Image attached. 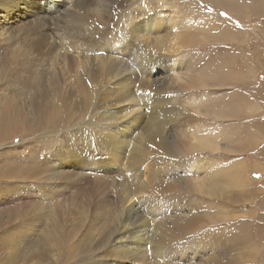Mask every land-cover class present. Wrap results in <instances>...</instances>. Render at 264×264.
<instances>
[{"label":"bare ground","instance_id":"1","mask_svg":"<svg viewBox=\"0 0 264 264\" xmlns=\"http://www.w3.org/2000/svg\"><path fill=\"white\" fill-rule=\"evenodd\" d=\"M5 1L6 3L4 5L9 12H5L7 13V20L2 19L4 24L12 22L14 18L21 20L26 17L32 20H43L52 24L62 17L69 15V11L66 12L69 8L65 5L70 0H42L39 5H35L29 0ZM72 3V7L75 8V11L71 13L72 18H69L70 20L66 21L64 19L65 25H68L66 31L67 33H70V37L72 36L80 39L85 32L92 35L97 34L98 27H96L95 30H93L92 27L100 24V27L102 28L99 27L98 29L101 31L96 35V38L98 39H95V37L93 38L97 41L92 45L94 47L91 48H96L98 55H95V58L91 59L89 52H85L83 56L85 58L83 60H80L78 56L77 58L74 57L79 73L78 77L74 78L73 85H67L70 83L66 82V80L69 79L68 75L67 78H57L55 77L56 73L52 76L50 74V79L48 80L49 91L45 90L47 95H44L42 91L39 92L37 90L39 86H43L42 84L45 82L44 78L40 81L36 80L37 82H34L33 90L36 89L38 91V97L31 98L32 100L29 101L24 111L21 112V110H14V108L9 107L5 110L11 109L10 112L0 111V145H3L5 140H13L16 136V131L20 132L19 138L23 140L26 135L30 133H32V135H38L37 129L42 131L43 128L45 130L49 129L48 131L52 133L50 135L58 140V144L49 145V149L52 146L53 148L51 150L48 149V151L45 152V155L40 158V163H42L40 166L38 165V167H34L30 171V168H27V172L31 177L38 174V182L35 180L36 182L34 181V185L24 184L21 185V188L8 186L6 188L7 193H5L4 196L3 193H1L2 199L0 198V205L5 204V206H8L10 203L11 206L6 208L1 206L0 230H2V232H0V260L4 259L5 262H8L12 259H21L20 251L23 250L21 242H24L22 240V235L25 234L23 227L30 223L27 222V216L30 215V211H33L37 215H35L37 217L36 220L41 219L40 217L44 214L45 217H43L47 221L46 223H41L39 222L40 220L38 221L40 225H43V232L39 236L35 235L36 244L30 251V253L34 254L37 258L36 264H48V262L50 264H55L57 261L61 260L59 259L61 252L64 254L65 260L74 258L76 255L78 258H81V255L84 254L87 248L94 249L97 253L100 251L101 254L99 257L103 261V264H148V257L146 254L148 242L152 244L151 250L153 257L157 258L163 253L167 244L170 246L171 240L184 235V233L190 229L192 230L200 220L211 218L210 214L197 213L199 207H191L192 201L189 198V200H186L184 203L178 201L179 207H176L174 209L175 211H172L173 213L168 217L155 219L156 226H154L153 222V225H151L150 228L145 227L146 220L141 216L143 214V208L157 202L159 197L157 196L156 191L165 195L167 198L166 200L172 201H176L175 199L183 197L185 190L187 192H195L204 196H211L213 198L215 196L221 197L220 193L222 194L226 188H234L235 186H239L241 182V178L238 176L231 180L233 177L230 178L228 175V169H223L224 167L220 169L219 167L214 168L211 160H208V158L196 159V161L193 160V162L189 161L188 164H184L187 169L183 173L188 179L186 184H183L179 180L180 177L184 176H178V170L173 167L175 164L178 167L183 166L179 165L180 161L173 162V165L170 168H167V164L171 161L166 159V155L172 154L169 150L171 147H174L175 149L183 147L184 145L186 147L190 144L189 140L192 139L194 142L190 145L195 146L196 148L197 146L202 145L213 149L216 148L218 143H216V139H214V141L206 136L208 132L205 134L200 131L197 132L196 130L185 131L186 133L184 135L186 138H190L184 140L185 143L180 144V140L176 138L175 135L176 142L172 146L168 142L165 143V141H163V146L160 151H157L152 147L155 137L157 135L160 136V134H158L159 126L158 129L154 127L157 122L156 120L158 119L155 110L160 108L159 110L166 111L165 107L167 105L165 104V99L167 101L170 100L168 101L169 103L176 99L175 96L172 98H160L158 97V94H162V91H166L167 89L171 90L172 88L174 90V85L180 83L174 80V78H170L171 72L174 71V63H167V59L158 61L157 58L151 57L149 53H152L154 50L163 52L162 47L165 52L175 51L182 45L189 46L191 40L192 42L194 41L193 44H195L197 39L196 31H198L196 29H201L202 27L201 25L200 27H197V25L195 27L190 26L191 23H189V21L191 20L186 16L185 18H183L184 16L181 17L176 14L174 16H171V14L168 16L161 9L154 11L152 10V5L141 4L138 0L137 4H134L135 6L132 5L133 0H73ZM44 4H49L48 6L56 4V7L61 8L65 6L66 8L58 15H55L58 17L63 13L58 19L53 14H51L50 17L44 18V15L35 14L37 10L45 12L46 9H48V6L45 7ZM120 4L124 5V13L123 16L118 18L121 20L116 24L113 16L116 13V9H119ZM30 7L33 8L30 9ZM50 9L51 8H49V10ZM55 11H59V9H56ZM148 11L152 12L145 17ZM1 16L5 17V14ZM51 24H47L48 28H51ZM208 31L209 29H206L205 31L200 30V33L198 32L200 34L199 36L202 35L201 38L206 36L207 33L210 32ZM230 34L231 32H229L228 29H224L219 35L222 36L224 40H228ZM220 36L219 38H221ZM138 44H141V46L138 47ZM58 50H49L43 55L41 54L43 58H40L45 60V57L50 54L55 61H58L56 69L65 72L74 69L75 61L73 59L70 60V56H68L69 54L66 55L60 53ZM142 50L146 52H142ZM134 51H137V53ZM132 56L137 57L139 63L145 64V70L148 69V63L150 64V67L159 62L164 63V66L166 64L167 66H165V69L168 77L161 82L156 79L157 77H144L143 70H140V72L137 70V72L130 66L133 62ZM79 61L80 67L78 65ZM43 62L40 63V71H43V68L45 67L43 66ZM182 64L179 63L176 67V72L179 75L186 74L190 69L187 65L183 64V69L181 70ZM221 67L222 70H224L226 68L225 63H223ZM191 69L196 71L194 66L191 67ZM232 69L233 68L226 70L231 71ZM83 72L87 74V78L86 76L84 77ZM59 73L60 72H58V77L65 76L64 74L60 75ZM154 73L155 70L152 69V75ZM223 76L224 75H222V77ZM71 77L72 75H70V78ZM178 77L180 78V76ZM104 78H109L110 82L105 84L102 82ZM138 78H140V81H138L139 83L137 82L138 89L146 91L144 93L145 95L148 91L154 93V97H156L154 98L155 100L152 103L151 108L154 111L149 110L150 112L146 119V125L141 131L139 130L141 128L139 121L133 125V127V119V122H125L129 116H131L130 113L132 112H135V114L131 117H134V119L139 117V114L136 112L141 107H134L135 104H139V100L136 99L137 97L133 91V85ZM220 79L222 78L220 77ZM220 79H218L219 83ZM204 81L207 82L206 79H203L202 85H197L203 86ZM228 82L225 81L224 84ZM131 83L132 88L130 93L127 90ZM196 83L197 78L196 80L191 78V87L197 86ZM62 84H66V86H62ZM111 84L113 87H110ZM183 84L185 85V83ZM187 85L189 84L187 83ZM63 88L65 89V94H61V89ZM189 97L191 96H188V99ZM243 97L244 96H242V99ZM237 98L239 99V97ZM14 103L16 102L14 101ZM14 103L12 105L13 107ZM223 103L224 106H226L223 109L224 112H228L226 101L224 100L221 103L222 106ZM118 104L120 111L117 109L113 111L109 110L110 112L105 110L106 107ZM201 106H203L202 108L207 107L204 102ZM170 107L172 110V106ZM195 110L197 111L198 109ZM234 111H238L237 107ZM238 113L240 112L238 111ZM166 114L167 113L164 114V117H167ZM154 116L157 118L156 120ZM153 119L155 120V123ZM73 120L76 121L72 122ZM158 121L160 122L159 119ZM80 133L86 135L80 136ZM87 134H92L97 140H102L101 144L103 147L105 145L114 148L122 142L121 144L124 145V151L122 152L120 145L118 152H121L123 155L127 152V162L128 164L130 162L131 168L129 167L130 169L128 168L124 173L120 172V174L117 175L120 171L119 165L113 167V165L104 164V161H102V164L101 159L103 156H97V159L96 157L94 158L98 146L94 144L90 147L87 144L88 141L83 140V138H87ZM211 135L213 136V134ZM10 136L12 138H9ZM119 137H122V139L119 140ZM78 141L79 144L88 146L91 151H88L87 153L84 151L80 152L78 149L74 148L68 153L70 150L69 146L76 144ZM17 146L21 147V144H15L14 147ZM31 146L32 144L26 145L29 152H33ZM79 147L80 145L76 146V148ZM0 148L4 149L5 146H0ZM6 149L8 150L2 151V153L5 154L7 159H11L14 154L16 155V153H14L15 151L11 150V147L5 148V150ZM105 149L103 151H106ZM198 150L200 151V147ZM9 151H11L10 156ZM122 154H119L118 157H116L117 155L113 156L115 162L119 160V157ZM163 154L166 155L164 156ZM72 155L74 156V160L68 163V156ZM25 157H28V153ZM148 158L151 159L150 162L152 167H149L148 165L145 170L141 172L139 170L141 167L139 168L138 165H141L143 161ZM134 165H137L136 168H133ZM74 168L79 170L75 173L72 172L73 176L71 175L72 178L69 179L65 173H69L68 171ZM115 170L117 173H113ZM138 170L140 171L139 175H137ZM238 170L240 169L238 168ZM110 173H112V175L116 174V177L107 176ZM25 175H27V173H25ZM46 175L48 176L46 177ZM19 181H21V179ZM130 187H133V189ZM138 194V202L142 207L137 202H130L133 195ZM146 197H149V199L147 200ZM24 207H28V210ZM2 211L7 213L6 221H4L3 215H1ZM84 218L87 220L85 219L84 221ZM219 218H221V216ZM115 222L119 223L118 227H113V223ZM35 225L37 226V224ZM92 226L94 227L91 229ZM107 227L108 236L106 238L102 234ZM82 228L87 229V233H84L85 236H88L89 232L90 235L86 240H84L85 236H82V241L80 238V240L77 241L75 240V237L77 236L76 230L80 231ZM255 232L256 233H251V230L250 232L243 230L232 236H224V241L218 240L216 242L211 240V244H206L203 240L202 242L201 240L198 241L196 243V248L197 246H200L201 248L199 255L201 258L205 257L202 261L199 260V264H240V262H244L245 259H247V256H252L246 242H248V240L251 241V239L255 240L260 238V233L257 230H255ZM92 233L95 236L97 235L100 241L94 236H91ZM25 237H27V243L32 241V236H29L28 233L25 234ZM187 242L189 241L187 240ZM27 243H24L25 246ZM100 243L101 245L98 246ZM13 245L14 248L12 249ZM175 252L178 253V255H176L179 257L177 258L179 264H194L192 260H189L188 263H184L187 259L185 257L186 252L184 254L181 249H175ZM206 254L209 255L205 256ZM194 256L195 255H190L189 257L192 259ZM27 257L31 258V256ZM32 262H34V260ZM152 262L153 264H165L164 262L156 260Z\"/></svg>","mask_w":264,"mask_h":264},{"label":"rangeland","instance_id":"2","mask_svg":"<svg viewBox=\"0 0 264 264\" xmlns=\"http://www.w3.org/2000/svg\"><path fill=\"white\" fill-rule=\"evenodd\" d=\"M29 1H32L35 5H39L41 4L42 0H29ZM138 1H140L141 4L152 5L153 7L152 10L154 11L161 9L168 16H170V14L171 16H174L175 14L181 17L184 16L183 18H185L186 16L191 20L189 21V23H191L190 26L195 27L197 25V27L198 26L200 27L201 25L202 27L201 29H196L198 31H196L197 39L195 44H193L194 41L192 42L191 40L189 46L182 45L175 51L165 52L162 47L163 52L154 50L152 53H149L151 57L157 58L158 61L167 59L168 60L167 63L169 64L174 63V67H173L174 71L171 72L170 78H174V80L182 84V85L180 84L174 85V90L171 88V90L167 89L166 91H162L163 92L162 94H158V97L160 98H166V97L172 98L173 96H175L176 99H174V101H171L170 103L168 102L170 100L167 101L165 99L166 102L165 104L167 105L165 107L166 111L159 110L160 108H157L155 110V114L157 115L161 123L154 116L155 120L157 119L156 121L159 122V123L156 122L157 127L156 125H154V127L158 129L159 126L158 134H160V136L157 135L155 137L152 147L155 148L157 151H160L163 146L162 144L163 141H165V143L168 142L172 146L176 142V138L180 140V144L185 143L184 140L190 139L188 137L186 138V136L184 135L188 131L196 130L197 132L200 131L205 134L208 132L206 136L213 140L216 139L217 141L216 143H218L216 148L218 149L205 147V145L197 146L196 148L195 146L190 145L192 142H194V140L191 139L192 141L189 140L190 144L186 147L184 145L183 147H178L176 149L174 147L169 148V150L173 155L163 154L164 156L165 155L167 156L166 157L167 160L171 161L170 163L167 164V168H170L173 165V162L180 161L179 165H183V166L178 167L175 164L173 165V167L178 170V176H184V177H180L179 180L183 184H186L188 179L185 174L183 175L184 171L187 170L184 164H188L189 161L191 162H193V160L196 161V159L199 160L202 158L203 159L208 158V160H211L214 168L219 167L220 169L224 167L223 169H228L227 172L228 175L230 176V178L233 177L231 178V180H233L237 176L241 178V182L239 186H235L234 188L232 187L230 189L226 188L222 194L220 193L221 197L215 196L212 198L211 196H204L195 192H187L185 190L184 196L175 199L177 201L176 202L172 200H166L167 198L165 195H162L161 193L156 191V194L159 197L157 202L143 208V214L141 216L146 220L145 227L150 228V226L153 225L152 224L153 222H154V226H156L155 219L168 217L170 214L173 213L172 211H175L174 209L176 207H179L178 201L180 203H184L186 200L188 201L189 198L192 201L191 207L193 206L199 207V210L197 209L198 211L197 213L210 214L211 218L207 220L204 219L200 220L199 223L192 228V230L190 229L187 232H185L184 235H181L176 239L171 240L170 246L167 244L165 246L163 253L157 258L153 257V253L151 250L152 244L148 242L146 254L149 261L147 260V262L148 264H153L152 261L156 260V261L164 262L165 264H177L179 262L177 261V258L179 257L177 256L178 253L175 252V249H181L184 252V254L186 252L185 257L187 259L184 261V263H188L189 260H192L194 264L196 263L199 264V262L202 261L205 257L201 258L199 255V251L201 248L200 246H197L196 248V243L198 241L201 240L202 242L203 240V242L205 241L206 244H211V240L216 242L218 240L224 241V236L226 237H228V235L232 236L234 234H237V232L243 230H247V232H250L251 230V233L252 232L256 233L255 230H257L260 233V238H257L255 240L251 239V241L248 240V242H246L248 244V248L252 256H247V259H245L244 262H240V264H264V258H263L264 257V0H164V1L138 0ZM72 2L73 0L72 1L70 0L65 5L67 8H69V10L66 11V12L69 11V15L62 17L61 19H59L60 21L57 20L52 24L43 20H32L27 17L21 20H17V18H14L12 22H8L9 24L8 23L4 24L2 19L7 20L6 16L9 10L4 5L6 1L0 0V69H1V74H0L1 100L0 101H2L0 102V111L10 112L11 109L5 110L6 108L9 107V108H14V110L15 109L21 110L22 112L25 110V107L28 105L29 101L32 100L31 98L38 97V91L39 92L42 91L44 95H47L45 90L49 91L48 80L50 79V74L52 76L54 73H56L55 77L57 78H67L68 75L69 79H67L66 82L67 83L70 82V83L67 85H73L74 84L73 80L75 77H78V73H79L78 68L76 67V60L74 59V57L77 58L78 56L80 60H83L85 58L83 57L85 52L87 53L89 52V55H91L90 56L91 59H94L95 55H98L96 48L95 49H91V48L94 47L92 45L95 44V42L97 41L94 40L93 38L95 37V39H98L96 38V35L99 34V31H101L98 29L100 27V24L99 25L96 24L97 26L94 25L95 27L94 26L92 27L93 30H95L96 27H98L97 34L92 35L90 33L88 34V32H85L82 35V37H80V39L74 38L72 36L70 37V33L69 32L67 33L66 31L67 30L66 27H68V25H65V20L66 21L70 20L72 18L71 13L75 11V8L72 7L73 4ZM134 4L135 5L137 4V0H133L132 5L135 6ZM48 5L49 4H46L45 7H47ZM65 6H63L64 8L63 7L59 8L56 7V4H52L47 7L48 9H46L45 12L41 10H37L35 14L44 15V18L50 17L51 14L55 16L58 15L62 10H64L66 8ZM123 6H124L123 4H120L119 9H116L117 14L115 13L113 16L116 24L121 20L118 18L123 16L124 13ZM32 8L33 7H30V9ZM49 8L51 9L49 10ZM56 9H59V11H55ZM150 12L152 11H148L145 17H147ZM222 13H226L227 15L226 16L222 15ZM3 14H5V17L1 16ZM62 14H60L58 17L56 16L55 17L58 19L61 17ZM47 24H51V28H48ZM206 29H209L210 32L208 31L209 33H207L206 36H203L201 38L202 35L199 36L200 30L205 31ZM224 29H228L229 32H231L228 40H224V38L219 35L220 32L223 31ZM197 36L200 38H198ZM219 36L221 38H219ZM140 46L141 44H138V47ZM49 50H54V51L58 50L60 53L66 55L69 54L68 56H70V60L73 59L75 61V67L77 69L74 67V69H72L69 72L60 71L56 69V64L58 63V61H55L50 54L47 55V57H45L46 58L45 60H42L41 59L43 58L42 55ZM134 52L137 53V51ZM142 52H146V51L142 50ZM172 52L175 54H173ZM48 57L50 60L48 59ZM132 58H133V62L132 65L130 66L135 71L138 70L140 72V70H143L144 77L146 76L157 77L156 79H158V81L160 82L168 77L165 69V66H167L166 64L164 66V63L159 62L154 64V66L150 67L149 66L150 64L148 63V69L145 70V64L139 63L137 57L135 56H132ZM42 62L44 64L43 66H45L43 68L44 72L42 70L40 71V63ZM179 63L181 64L183 63L190 68L186 74L179 75L176 72V67L179 65ZM223 63H225L226 66L224 70H222L221 67ZM183 64L181 66V70L183 69ZM78 65L80 67V61L78 62ZM193 66L195 67L196 71L191 69V67ZM231 68L233 69L229 71ZM152 69L155 70V73L153 75H152ZM58 72H60L59 73L60 75L64 74L65 76L58 77ZM83 73L85 77L87 74H85V72ZM70 75H72L71 78ZM222 75L224 76L222 77ZM178 76H180V78ZM88 77L91 78L90 76ZM220 77L224 80L220 79ZM43 78L45 81L42 84L43 86H39L37 89L38 91L36 89L33 90L34 82L43 80ZM191 78L194 80H196L197 78L196 85L197 84L202 85L203 79H206L207 82L204 81L203 86L197 85L191 87L190 85ZM107 79L104 78L102 82H104L105 84L110 82V79L109 78ZM218 79H220L221 84L219 83ZM138 81H140V78H138V80L135 81V84L133 85L134 86L133 91L135 92L134 94L137 97L136 99L139 100V104L138 105L135 104L134 107L137 106L139 108L141 107L136 112L139 114V117L135 119L134 117H131L134 116L135 114V112H132L130 113L131 116H129V118L125 122L129 123V121L133 122L134 120V122L132 123V127H133V125H135L139 121V125L141 126L139 130L141 131L142 129H144L146 125L147 122L146 119L148 118L149 112L154 111L151 108H152V103L155 100L154 98L156 97H154V93L148 91L147 94L145 95L144 93L146 91L139 90ZM225 81L227 82L229 81V82L224 84ZM182 82L185 83V85ZM187 83L189 85H187ZM62 86H66V84H62ZM110 87H113V85L111 84ZM131 88H132V83L129 85L127 90L130 93H131ZM178 88L179 89L182 88V89L179 90ZM171 91L173 94L171 93ZM62 93L63 94L66 93L64 88L61 89V94ZM169 93H171L172 95ZM187 95L191 97H189L188 99ZM242 96H244L243 99ZM237 97H239V99ZM224 100L228 105V112H224L223 110L226 107L224 106V103L223 106L221 104ZM14 101L16 103H14ZM203 102L207 105V107L202 108L203 106H201V104H203ZM13 103H14V107L12 106ZM119 104L106 107L105 110L107 111L109 110L113 111L115 109L119 110L120 109ZM170 106H172V110ZM236 107L240 113H238V111L237 112L234 111ZM143 108H145L146 110L148 109L147 112ZM195 109L198 110L196 111ZM165 113L169 115L166 114L167 117H164ZM155 120L153 119L154 123ZM74 121L76 120H73L72 122ZM37 130H38L37 131L38 135L36 134L32 135V133H30L26 135V137L23 140L19 138L20 132L16 131L17 133L15 134L16 136L14 135L15 137L13 138V140L11 139L5 140L3 142L4 144L2 143L3 145H0L1 147L5 146V148L11 147V150H14L15 151L14 153H16V155L14 154L11 159L10 158L7 159L5 157V154L2 153V151H7L8 149L5 150V148L4 149L0 148V153H1L0 154V198L1 199H2L1 193H3L4 196V194L7 193L6 188L8 186L21 188V185L24 184L34 185L35 180L38 182L37 180L38 174L36 176L33 175L34 177L33 176L31 177L27 172L28 169L30 168L29 169L30 171L34 167H38V165L40 166V164H42L40 163V158L43 155H45V152L48 151L49 145L58 144V140H56L54 136L50 135L52 133L48 131L49 129L45 130L43 128L42 131L39 129ZM211 134H213V136ZM82 135H86V134L80 133V136ZM87 135H88L87 138L85 137L86 139L83 138V140L84 141L87 140L88 141L87 144L90 147L93 146L94 144L98 146V150L94 158L96 157L97 159V156L98 157L103 156V158L101 159V163L102 161H104V164L113 165V167L119 165L120 171L118 172L117 175H119L120 172L124 173L125 170L130 167V162L129 164L127 162L128 161L127 152H125L124 155L121 152H118V148L120 145H121L120 148H122V152L124 151V145L121 144L122 142L114 148L105 145L103 147L101 144L102 140H97L94 136H92V134H87ZM9 138L12 137L10 136ZM121 139L122 137H119V140ZM15 144H21V147L19 146L14 147ZM31 144H32L31 149L33 152H29V149L26 147V145H31ZM76 144L80 145V147L76 148L77 146ZM76 144L69 146L70 150L68 151V153H70L74 148L78 149V151L80 152L84 151L87 153L88 151H91V149H89L88 146L79 144V141ZM199 147H200V151L198 150ZM52 148L53 146L49 150H51ZM104 149L106 151H103ZM9 152H10L9 153L10 156L11 151ZM27 153H28V157H25ZM119 154L122 155L119 157V160L115 162L113 156L117 155L116 157H118ZM72 160H74V156L73 155L68 156V163H70ZM122 160H125L126 162ZM150 160L151 159L148 158L147 160L143 161L141 165H138L139 168L141 167L140 169L139 168L138 169L141 172H143L146 166L149 165V167H152ZM126 165L129 166L127 167ZM136 166L137 165H134L133 168H136ZM238 168L241 170V172L240 170H238ZM78 170L75 168L71 169L68 171L69 173H67L70 175H67L66 173L65 175L70 179L72 178L73 173L77 172ZM139 170L137 171L138 172L137 175H139L140 172ZM25 173H27V175H25ZM113 173H117V171L115 170V172ZM110 174L112 175V173ZM110 174L107 176L113 177L116 175L113 174L111 176ZM47 176L48 175H46V177ZM20 179L23 183L19 181ZM130 188L133 189V187ZM138 196L139 194L133 195V197L130 199L131 200L130 202L133 203L137 202L139 205H141L138 202L139 201ZM146 198L147 200L149 199V197ZM1 206L6 208L8 206L10 207L11 204L9 203L8 206H5V204L0 205V211L2 210ZM24 208L28 210L27 209L28 207H24ZM3 212L4 211L1 212V215H3L4 221H6L7 213L5 212L3 213ZM29 214L30 215L27 216L28 218L27 217L26 218H27V222L30 223L28 225H25L23 228L25 234L28 233L29 236H32V241L27 243L26 240L27 237H25V234H23L22 237L25 239L22 238L24 242L23 243L21 242V247L23 249L22 251H20L21 259L20 260L12 259L11 261H8L9 263L7 261L5 262V260L3 259L0 260L2 261L0 262V264H36L37 258L34 254H31L30 251L31 249H33L34 245L36 244L35 235L39 236L43 232V227H42L43 225H40L39 222L46 223L47 221L46 219H44L45 217L44 214H43L44 217L43 216L40 217L41 218L39 219L40 221L36 220L37 215L33 211H30ZM220 216L221 218H219ZM85 219L86 218H84V221ZM35 224H37V226ZM118 226L119 223L117 222L113 223V227H118ZM93 227L94 226H92L91 229ZM86 231L87 229H83V228L80 231L76 230L78 234L76 233L77 236L75 237V240L78 241L81 239L82 241V238L85 236L84 233L85 234L87 233ZM0 232H2V230H0ZM89 235L90 232L88 233V236ZM102 235L107 238L108 227L106 228V230L103 232ZM88 236H85L84 240H86ZM91 236H94L98 241H100L97 235L95 236L92 233ZM187 240L189 242H187ZM24 243L25 244L27 243V245L25 246ZM100 245L101 243L98 246ZM13 248L14 245L12 246V249ZM100 254H101L100 251L99 253H97L96 250L87 248L84 254L81 255V258H78L76 255V257L74 258L65 260L64 254L61 252V254L59 255V259L61 260L57 261L55 264H103V261L99 257ZM188 255L189 256L195 255V256L191 259V257H189ZM208 255L209 254H206L205 256ZM27 256H31V258ZM33 260L34 262H32ZM48 264L50 263L48 262Z\"/></svg>","mask_w":264,"mask_h":264},{"label":"snow or ice","instance_id":"3","mask_svg":"<svg viewBox=\"0 0 264 264\" xmlns=\"http://www.w3.org/2000/svg\"><path fill=\"white\" fill-rule=\"evenodd\" d=\"M222 15H225L226 16L227 14L226 13H222Z\"/></svg>","mask_w":264,"mask_h":264}]
</instances>
